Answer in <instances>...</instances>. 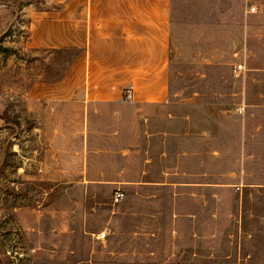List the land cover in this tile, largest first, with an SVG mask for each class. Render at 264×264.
Here are the masks:
<instances>
[{
  "label": "rangeland",
  "instance_id": "374dc122",
  "mask_svg": "<svg viewBox=\"0 0 264 264\" xmlns=\"http://www.w3.org/2000/svg\"><path fill=\"white\" fill-rule=\"evenodd\" d=\"M52 7L0 0V264H264V0H172L140 108L28 104L68 59L29 44Z\"/></svg>",
  "mask_w": 264,
  "mask_h": 264
},
{
  "label": "crops",
  "instance_id": "0c3cea01",
  "mask_svg": "<svg viewBox=\"0 0 264 264\" xmlns=\"http://www.w3.org/2000/svg\"><path fill=\"white\" fill-rule=\"evenodd\" d=\"M30 23L29 44L51 51L75 47L67 74L36 81L28 104L48 108L98 104L100 108L146 107L169 99L172 0H47ZM126 88L134 98L124 100Z\"/></svg>",
  "mask_w": 264,
  "mask_h": 264
},
{
  "label": "trees",
  "instance_id": "16d2710c",
  "mask_svg": "<svg viewBox=\"0 0 264 264\" xmlns=\"http://www.w3.org/2000/svg\"><path fill=\"white\" fill-rule=\"evenodd\" d=\"M51 52H58V53H65V54H66V55H65V58H68V59H67V61H66L65 71H64V73H63V75H62V77H64V76L67 74V72H68V70H69L71 64L73 63L75 57H76L81 51H80V49H77V48H75V47H64V48H62V49H54V50H51ZM62 77H61V78H62Z\"/></svg>",
  "mask_w": 264,
  "mask_h": 264
},
{
  "label": "built area",
  "instance_id": "2783aa9c",
  "mask_svg": "<svg viewBox=\"0 0 264 264\" xmlns=\"http://www.w3.org/2000/svg\"><path fill=\"white\" fill-rule=\"evenodd\" d=\"M257 11V7L256 6H252L251 7V12H255ZM243 69V64L240 63L238 65H236V70H242ZM134 98V94H133V90L132 88H126L125 89V92H124V99H126L127 101H130V100H133ZM124 196V193L121 192V191H117L115 193V196H114V200L117 202V201H120Z\"/></svg>",
  "mask_w": 264,
  "mask_h": 264
}]
</instances>
